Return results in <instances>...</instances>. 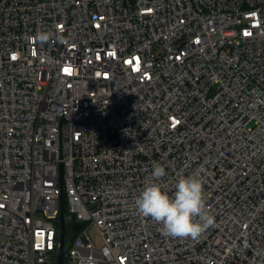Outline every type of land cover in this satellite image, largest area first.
<instances>
[{
    "label": "built area",
    "instance_id": "built-area-1",
    "mask_svg": "<svg viewBox=\"0 0 264 264\" xmlns=\"http://www.w3.org/2000/svg\"><path fill=\"white\" fill-rule=\"evenodd\" d=\"M154 162L200 239L136 207ZM62 181L67 264H264V0H0V264H58Z\"/></svg>",
    "mask_w": 264,
    "mask_h": 264
},
{
    "label": "clouds",
    "instance_id": "clouds-1",
    "mask_svg": "<svg viewBox=\"0 0 264 264\" xmlns=\"http://www.w3.org/2000/svg\"><path fill=\"white\" fill-rule=\"evenodd\" d=\"M165 176V168L154 162L149 181L136 197V207L143 216L161 225L166 237L200 239L214 224V217L206 207L202 177L181 175L170 195L161 183Z\"/></svg>",
    "mask_w": 264,
    "mask_h": 264
},
{
    "label": "water",
    "instance_id": "water-1",
    "mask_svg": "<svg viewBox=\"0 0 264 264\" xmlns=\"http://www.w3.org/2000/svg\"><path fill=\"white\" fill-rule=\"evenodd\" d=\"M61 214L59 217V237H58V249H57V263H66V252L72 246L74 241V224L72 218L66 213V193L64 182L61 183Z\"/></svg>",
    "mask_w": 264,
    "mask_h": 264
},
{
    "label": "rangeland",
    "instance_id": "rangeland-1",
    "mask_svg": "<svg viewBox=\"0 0 264 264\" xmlns=\"http://www.w3.org/2000/svg\"><path fill=\"white\" fill-rule=\"evenodd\" d=\"M88 234L96 248L99 249L104 245L103 235L98 229L91 228L89 229Z\"/></svg>",
    "mask_w": 264,
    "mask_h": 264
},
{
    "label": "trees",
    "instance_id": "trees-1",
    "mask_svg": "<svg viewBox=\"0 0 264 264\" xmlns=\"http://www.w3.org/2000/svg\"><path fill=\"white\" fill-rule=\"evenodd\" d=\"M83 228V225L77 223L76 221L74 222V233L77 235L79 231Z\"/></svg>",
    "mask_w": 264,
    "mask_h": 264
}]
</instances>
